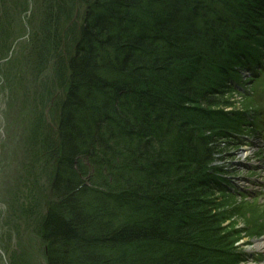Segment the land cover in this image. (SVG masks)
Returning <instances> with one entry per match:
<instances>
[{"label": "trees", "instance_id": "1", "mask_svg": "<svg viewBox=\"0 0 264 264\" xmlns=\"http://www.w3.org/2000/svg\"><path fill=\"white\" fill-rule=\"evenodd\" d=\"M32 3L28 43L57 90L38 124L44 264H237L212 162L245 119L223 111L261 69L264 0Z\"/></svg>", "mask_w": 264, "mask_h": 264}, {"label": "rangeland", "instance_id": "2", "mask_svg": "<svg viewBox=\"0 0 264 264\" xmlns=\"http://www.w3.org/2000/svg\"><path fill=\"white\" fill-rule=\"evenodd\" d=\"M32 1L0 0V264H44V245L34 231L45 212L51 172L38 124L51 119L57 90L28 43ZM258 57L261 69L241 72L232 106L223 111L245 114L240 133L220 141L212 162L221 171L216 182L229 184L223 226L240 235L232 251L237 264H264V247L255 248L264 241V47Z\"/></svg>", "mask_w": 264, "mask_h": 264}, {"label": "bare ground", "instance_id": "3", "mask_svg": "<svg viewBox=\"0 0 264 264\" xmlns=\"http://www.w3.org/2000/svg\"><path fill=\"white\" fill-rule=\"evenodd\" d=\"M263 5V4H262ZM262 9V6H261V8H260V10ZM250 154L249 153H244L243 154V156H245L246 158L249 156ZM242 156V157H243ZM218 177H220V176H218ZM261 247H264V241L263 242H259L256 246H255V248L256 249H259V248H261Z\"/></svg>", "mask_w": 264, "mask_h": 264}]
</instances>
